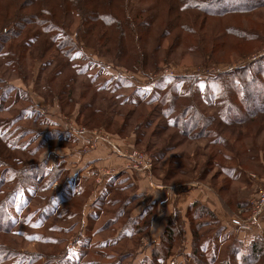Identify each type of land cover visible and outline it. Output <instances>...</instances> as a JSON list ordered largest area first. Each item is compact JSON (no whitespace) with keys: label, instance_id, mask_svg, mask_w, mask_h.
Instances as JSON below:
<instances>
[{"label":"rangeland","instance_id":"obj_1","mask_svg":"<svg viewBox=\"0 0 264 264\" xmlns=\"http://www.w3.org/2000/svg\"><path fill=\"white\" fill-rule=\"evenodd\" d=\"M23 1L20 0V3H23ZM255 1L128 0V5H123L120 12L127 17H131L134 22V19H137L133 27L137 35L133 38L132 43L135 47L141 45V49H137V53L146 52L149 55L153 54L154 57L149 60L150 65L155 59L160 61L159 66L153 69V71L151 68L143 66V61L138 55L134 58L138 59L141 64L129 65L127 62L128 58L119 61L113 57L117 55L114 50V45L102 44L97 41L94 45L89 46L86 44L89 37L85 38L86 40H83L84 42H79V38L76 37L77 29L81 21L76 11H69L68 17L66 16L67 20L64 19V22L71 24L69 29L73 33L77 46V50L73 53V56L77 57V59L72 63V67H75L76 71L84 70L89 72L84 76H79L77 86H81V88L77 87L74 89V102L68 104L60 89L63 84L64 86L71 85L70 93L74 85L67 81L66 76L55 80L50 87H47L45 84L43 85V80L40 85L38 84L40 76L46 79L48 73L56 66V61H52L51 59H48V61H40L38 55L30 61L27 56L23 60L24 63L20 62L21 70L19 71L15 68L9 75H5L7 69L0 63V73L1 75L4 74L6 81H8L5 85L0 83V99L4 93V91L1 92V89H6L10 86L18 89L16 92H12L11 100L5 101L4 111L0 113V128L4 129V135L1 138L6 152V156L4 157L6 164L0 167V183L2 182V189L5 194L9 195L11 192H16L17 194L16 200H11L13 229L9 234L1 233L0 244H4L8 250L11 248L14 249L15 253L20 254L17 260L11 258L6 261L7 264H142L146 259L145 257H151L153 247L157 243V241H151V236H154L151 232V227L148 230L149 238L148 236L142 235L141 238L136 237L133 240L120 239L117 241H114L113 235L117 233L118 229L108 239L109 234L95 236V229H91L98 228V226H95L94 222L89 221V227H86L84 213L86 215L90 210V205L95 202L92 199V193L95 189L93 185L95 182H93L91 177L86 178V182L84 183H80L79 181L74 183L78 190L80 189L85 192V196L75 198L72 202H68V198L63 199L69 193V184L65 183L68 174H70L69 170H64L65 172L56 184L57 188L55 190L47 191L50 185H52L51 183L60 176L61 168L66 167V163L57 162L54 159L56 153L60 151L67 154L77 153L78 155L73 158L79 161V164L84 165L90 159L88 158L90 153H84L85 150L102 144L100 140H103L101 141L103 143H108V139L120 141L117 143L120 147L117 146L119 149L116 152L119 156L123 157L122 155L127 154L122 150L131 149L130 144L132 142L130 143L129 141L134 139L132 144L134 152L141 153L151 163L150 170H148L151 174L149 178L159 184L158 186H176L179 190H184V187L189 182L191 184L195 182L197 185L201 184L209 188L216 197L217 195L211 185L215 188L226 186L229 190L227 194H224L226 198L229 197L232 202H237L238 200L244 201L249 206L250 201L255 197L257 192L264 188V176L259 177L251 173L243 174L239 168L237 152L240 153L242 151L243 145L247 143L251 144L250 139H243L241 142H238L236 138H230L232 134H225L232 141V145H230V148L234 151L232 153L228 150L224 132L216 130L218 131L216 133L212 127L205 130L204 134L209 133L211 135L207 139L199 138L183 143L184 139L179 130H167L165 132L162 130L164 126H168L167 120L170 119L172 121L174 118L176 119V116L181 112L180 108H176V116H169V118L167 116L164 119L161 116L162 108L159 103H153L151 106H146L145 103L154 99H151V97L157 96L155 89L157 82L159 84L160 80L169 77L177 78V83L184 81L186 84H184V89L187 91L193 78H198L199 82L197 83V87L198 89H202L206 86L207 82L218 76H223L222 83L225 80L228 82L231 81L234 78L233 72L240 71L244 67L251 66L250 71L247 70L248 73L256 75L255 73L258 67L254 66L253 63L263 61L262 63L264 64V4L262 5L260 3L258 6L256 4L252 5ZM259 1L262 2L264 0ZM241 3L246 6L252 5L253 8L246 9L242 13L227 11L220 13L214 11L219 7L225 9L232 7L234 4L240 5ZM185 4H188V6H196L198 4L199 7H208V12H213L217 15H204L205 13L202 10L199 11L198 9L190 7L184 8ZM204 9L207 10V8ZM181 10H189L187 13L197 16V21L199 22L198 24L194 19L189 21V24H187L188 29L182 33L183 37L181 41L174 42L177 39L174 41L170 39V36L165 33V27L155 28V31L149 37H141L138 25L140 22L149 18L150 15H156L159 19L156 27L162 24L164 17H168V14H172L170 20L176 25L179 23L175 22L174 19L179 14H182ZM37 19L34 18L32 21ZM166 20L163 22L164 26ZM203 22H206L204 24L206 27L209 26L207 30H205V26H203L205 28H201ZM179 25L183 26V24ZM230 26L239 27L242 30L250 31L259 36L253 37L251 41L246 42H244V39L241 41L236 40L235 37L230 35ZM191 29L199 31L200 34H203V31L205 34L206 31H209L210 36L224 32H228V34H225L222 39H215L216 51H214L213 58L204 60L203 56L199 58L198 53L189 50V48H198L201 44L197 36L193 35L194 32L193 34L190 33L192 31ZM179 32L176 29L173 36H178ZM39 35L40 31L35 25L29 28L27 32H24V35H21L19 39L9 40L6 35V37L4 36V40L1 38L0 51L3 49V53H9L11 45L21 46L25 42L29 43L24 41L26 36L28 38L35 37L39 39ZM45 37L47 36H42L39 43H42ZM93 42L91 41V43ZM177 45L181 46L178 47ZM202 46L204 45L201 44ZM157 47L160 49H156ZM172 47H177V49L170 51ZM131 60L132 63H135L134 59ZM47 64L50 65L47 66ZM262 73L264 74L263 71ZM228 74H230V77L227 76ZM95 79L97 80L96 83H94ZM82 84L92 87L100 84H109V89L116 92L113 96L115 99L113 98L111 103H108L107 100L103 103V106L109 111L103 112L101 114L102 117L97 114L95 116L97 123L94 126L84 125L85 113L90 111V109L86 110L85 107L86 104L94 102L93 108L98 111L99 102L90 100L92 94L91 96L89 92L85 94ZM208 84L211 85V83ZM257 85L260 87L255 86L258 88V93L255 96L264 95V75L263 77L257 76ZM179 98V102L185 104H189V100L191 102L195 101L201 107L200 111L206 116L212 115L213 117V115H217L219 117L217 114L218 111L207 107V101L200 94H197V97L192 95L186 97L184 95L183 97L179 96ZM218 99L220 102L224 99V92L217 95V102ZM15 101L17 104L11 110H8ZM115 102L118 105L117 107L114 106ZM257 104V101H253L251 110H255L260 114V109L255 106ZM122 105L124 107L120 108ZM113 109H118L119 111ZM115 113H121L122 116ZM131 113L135 114L133 125L129 121L131 119ZM98 116L106 120V126H102V122ZM147 118L153 124L150 129H147V135L141 140L142 142L135 146L138 133H135L134 125H137V123L145 125ZM180 123H184L183 120H180ZM202 124L204 123L200 121L199 128ZM175 133L177 134V138L170 142L168 137ZM242 133H244V136L250 134L246 130ZM5 134L7 136L12 135V137L8 138ZM154 135L157 136L153 140L162 142V147L170 146L168 148L170 150L169 154L165 152L161 155L164 156L167 154L166 159H163V161H159L161 156H158L161 148L154 147V149L149 150L150 146L147 140L154 137ZM89 137L92 140L89 142L90 144L87 141L85 142V139H89ZM260 138L263 141L264 135H261ZM11 141L16 144L17 150H12L11 147L5 146ZM215 141L218 144L214 147L219 151L220 156L212 158L208 153L213 148L209 146L205 149V143L209 144ZM79 142L82 143L81 147ZM93 142H95L94 145ZM33 151H37L34 156L32 155ZM195 152L197 155L194 154ZM175 153H180L184 159L179 160L182 168H179V170H181L182 175L177 179H173L171 182L162 183L163 176L165 177L170 170L168 164L170 162L169 159L173 158ZM209 158L212 160H209ZM45 161H47V165H45ZM55 164L59 165L58 169L54 168L53 165ZM247 164L253 168V163L250 162ZM91 168L88 167L90 173L92 171ZM123 170L132 169L126 166ZM205 172L208 173L204 177L203 173L205 174ZM261 172L263 173L264 171ZM184 174L186 176H183ZM121 175L124 174H118L116 177L119 178ZM215 175L217 176L212 183L211 180ZM202 178H204L203 181ZM55 191H63V195L61 194L63 198L56 199ZM121 193L129 195L128 191ZM144 193L147 196L149 195V193ZM94 199H96L95 196ZM217 199L220 201L218 197ZM69 200H72V198ZM140 203L141 198L135 199L133 205L126 210V214L140 206ZM168 203L172 204L171 201L163 204L168 205ZM163 204L162 206H164ZM220 204L228 216V222L226 224L221 221L223 223L221 225L224 226L223 232L220 231V226L216 224V219L202 209H200V211H203L202 219L196 220L193 225L196 228L197 224L202 225L199 229L202 235L200 242L203 243L206 238L210 239L211 242L208 250H211L213 246L217 247V244H219L222 248L221 254L224 252L226 255L235 246L241 253H244L255 239L262 241L264 246V221L250 231H242L240 228L231 224V219L238 215L235 205H233V208H236L234 211L229 207L228 211L224 203L220 201ZM118 209L108 207L103 211L101 210L99 213H102V217L98 225L100 224L99 226H102L104 221L112 217L113 213ZM198 209L196 208L195 211ZM54 213L56 215L53 217L52 215ZM71 214H74L75 217L71 216ZM262 220H264V216ZM77 222L80 225L75 229L73 226ZM219 231L221 232L220 238L213 241V236ZM184 244L185 242L183 243V248L181 245H177L179 247H176L175 255L168 259L166 264H194L190 258L194 249L193 242L191 247H188L189 244L186 246ZM186 248H191V251L188 253L184 250ZM126 254L128 256L123 257ZM211 255H216V253L212 252L210 253ZM218 255L221 257L220 254Z\"/></svg>","mask_w":264,"mask_h":264},{"label":"trees","instance_id":"obj_2","mask_svg":"<svg viewBox=\"0 0 264 264\" xmlns=\"http://www.w3.org/2000/svg\"><path fill=\"white\" fill-rule=\"evenodd\" d=\"M128 3V0H24L23 3H20V0H0V42L2 41L1 38L4 40V36L6 37V35L9 40L19 39L21 35H24V32H27V30L29 28H32V26L34 25L37 26L38 30L40 31V38H42V36L44 35L47 36L45 37V39H43L42 43H39L40 38H28V36H26L24 41H27L29 43L25 42L21 46L11 45L9 48L10 52L6 54L3 53L2 49L0 51V63L7 69L5 75H9V73L13 72L15 68L20 71V65L21 63H24L23 60L27 56L30 61H32V59H35L37 55L40 61H48V59H51L52 61H56V66L48 73L46 79L41 78L40 76L38 84L40 85L41 81L43 80V85L45 84L47 85V87H50L55 80L66 76L67 81L69 83L71 82L74 86L72 87L69 93L71 85L64 86L63 84L60 91L62 95L65 96L67 104L74 102L75 94L73 93V91L77 87L81 88V86H77L79 83V81L77 80L79 76H84L85 74H88L89 71H76L75 67H72V63L77 59V57L73 56V53L77 50V46L73 37V33L71 29H69L71 24H67V22H64L66 16L68 17L69 15V11H76V13L79 15V20L81 21V23L79 24V28L77 29L76 37L79 38V42H84L83 40H86L85 38L89 37L88 42H86V44L89 46L94 45V43H96L97 41L98 43L102 44L114 45V50L117 55L113 57H115L119 61H123L125 58H128L127 62L129 63V65L141 64L138 59L134 58L138 55L143 61V66L149 67L153 71V69L159 66L160 61L158 59H155L150 65L149 60L154 57L153 54L149 55L146 52L137 53V49H141V45L135 47V45L132 43L133 38L137 35V32L133 29V27L135 26V22H137V19H134V22L131 17H127L126 15L120 12L122 6L125 4L128 5ZM260 3L263 5L264 1L260 2L259 0H256L252 5L256 4L258 6L260 5ZM252 5L246 6L243 3H241L240 5L234 4L232 7H228L225 9L219 7L214 11L220 13L224 11L242 13L246 9L248 10L250 8H253ZM189 7L198 9L199 11L202 10V12L205 13L204 15L207 16L217 15L216 13L208 12V7H199L198 4L196 6H188V4H185L184 8ZM204 8H207V10H205ZM181 11L182 14H179L174 19V21L179 24H183V26H180L179 24L175 25V23L170 20V16L172 14H168V17H164L162 24L156 27V23L159 19L156 17V15H150L149 18L140 22L138 25L141 37H149L152 35L151 33L155 31V28L165 27V33L170 36V39H172L173 41L177 39L174 42L181 41L183 37L182 33L187 31V24H189V21L191 19L197 21V16L187 13V11L189 10ZM34 18L38 19L32 21V19ZM165 19L167 20L164 26L163 22L165 21ZM204 24H206V22H203L201 28L206 27V25ZM208 28L209 26H207L205 30H207ZM176 29H178L180 32L178 36L175 35L174 37L173 34H175ZM191 30L192 31H190V33L193 34L194 32L193 35L197 36L199 42L204 46L201 47L200 44V47L189 48V50L193 51L194 53H198L199 58L200 56H203L204 60H206L207 58H213L214 51H216L215 39H222L224 38L225 34H228V32H224L216 33V35L210 36L209 31H206V34L204 31L203 34H200L199 31H194L193 29ZM229 31L230 35L232 37H235L236 40L241 41L244 39V42L251 41L253 37L259 36L258 34H254L250 31L242 30L239 27L230 26ZM91 41L94 42L91 43ZM180 46L181 45H179L178 47ZM156 49L160 48L157 47ZM175 49H177V47H172L170 51H175ZM131 59H134L135 63H132ZM262 62L263 61H256L255 63H253L254 66L258 67L255 74L259 77H263L264 75L262 73V71L264 72V64ZM49 65L50 64H47V66ZM250 69L251 66L244 67L240 71L233 72L234 78L229 82L225 80L222 83L223 76H218L215 79L207 82L206 86L202 89H198L197 87V83L199 82L198 78H193L191 80V85H189V87L187 88V91L184 89V86L186 85L184 81L177 83L178 79L175 77L162 79L160 80L159 84L157 82V86L155 88L157 91V96L151 97V99H154L149 102H146L145 105L151 106L153 103H159L162 108L161 116L164 119L167 116L168 118L169 116H176V108H180L181 112L176 116V119L174 118L172 121H170V119L167 120L168 126H164L162 130L164 132L167 130H179L181 132L179 133L184 139L183 143H185V141H193L199 138L207 139L211 135L209 133L204 134L205 130L212 127L214 128L216 133H218V131L216 130H221L224 132V135L227 133L232 134L230 138H236L238 142H241L243 139H250L251 144L247 143L243 145L242 151H240V153L237 152L239 168L243 174L251 173L259 177H263L264 172L262 173L261 171H264V140L262 141L260 137L261 135H264V95L255 96L258 93V88L255 87L258 86L257 76L248 73L247 70L250 71ZM5 75H1L0 73V83L4 85L8 83V81H6V78L4 77ZM227 76L230 77V74H228ZM96 82L97 80L95 79L94 83ZM208 83H211V85ZM83 87L85 94H87V92L90 93V96L92 94L90 100L100 103H98V111L93 108L94 102L86 104L85 107L86 110L90 109V111L88 113H85V121H83L84 125L94 126L97 123V119L95 116L99 114L102 117L101 114L103 112L109 111L103 106V103L106 102V100L108 101V103H111L114 98L113 96L116 94V92L114 90L109 89V84H100L95 87H92L90 85H83ZM17 90L18 89L14 86H10L6 89H1V92L4 91V93L2 94L0 99V113L4 111L5 101L11 100L12 92H16ZM222 92H224V99L221 102L218 99L217 102V95L221 94ZM197 94H200L205 98L204 100L207 101V107L218 111L217 114L219 115V117L217 115H213V117L212 115H204V113L200 111L201 107L197 103H195V101L191 102L189 100V104L179 102V96L183 97L185 95L186 97H188L192 95L197 97ZM253 101H257L258 104L255 106L260 109V114H258V112H256L255 110H251V105ZM16 104V101L13 102L12 107L8 108V110H11V108H13V106H15ZM114 106H118L116 102ZM123 107L124 105H122L120 108ZM113 110L119 111L118 109ZM115 114L122 116L121 113ZM134 115L135 114L131 113V119H129V121L132 122V125L134 124ZM101 117L98 116V118H100V121L102 122V126H106V120ZM140 117L142 116L140 115ZM180 120H183L184 123H180ZM200 121H202L204 124H202L199 128ZM152 124L153 123H150L147 118L145 125H142V123H137V125H134V130H136L135 133H138L137 139L135 141V146L142 142L141 140H143V138L147 135V129H150ZM241 129L243 131H249L250 134L244 136V133H242L243 131ZM3 130V128H0V167L6 164L4 162V160H6L4 158L6 156V152L4 150V143L1 138L4 135ZM155 136L157 135H154V137H151L147 140V143L150 146L149 150L154 149V147L161 148V152L158 155L159 157L162 155V153L165 152L169 154L170 150H168V148L170 146H167L165 148L162 147V142L153 140ZM7 137L11 138L12 135H8ZM176 138V133L168 137L170 142H172ZM226 142L228 150L233 153V149L230 148V145H232V141L228 137H226ZM205 144V149H207L209 146L213 148L208 153L210 154V157L215 158L220 156L219 151L214 147L218 144V142L215 141L210 142L209 144ZM5 146L11 147L12 150H17L16 144L13 141H11L8 145ZM36 152L33 151L32 155L34 156ZM167 154L161 156L159 161H163V159H166ZM194 154L197 155L196 152ZM181 159H183V157L180 153H175L173 155V158L169 159L170 162H168V164L170 166V170L168 174L165 175V177L163 176V181H161L162 183L171 182L173 181V179H177L179 176L182 175L181 170H179V168H181V163L179 162V160ZM209 160L212 159L209 158ZM250 162L254 164L253 168L247 164ZM45 165H47L46 161ZM58 166L59 165H55L54 168L58 169ZM64 170H66L65 167L61 168L60 176L57 177V179L51 183L52 185H50V188L47 191L53 189L55 190L57 188L56 184L60 180L62 174L65 172ZM207 173H203L204 177L207 175ZM183 176H186V174H184ZM216 176L217 175H215L212 180L210 179L212 183ZM203 179L204 178H202V181ZM65 183L69 184V193L67 194L68 196L63 198L61 196V194L63 195V191H55L56 199L68 198L67 201L72 202L75 198L85 196V192L83 190H78V188L75 187L74 183L76 182L74 181V178L70 176V174H68ZM2 186L3 185L1 182L0 235H2L1 233L9 234L13 229V220L11 219V200H16L17 197L16 192H11L9 193V195L5 194V192H3ZM211 186L213 187V190L219 200L224 203V206L227 210L228 207L232 208L233 211L237 208L236 213L239 210H244V213H247L248 203H244V201L240 200H238L237 202H232L230 201L229 197H225L224 194H227L229 192L226 186H221L219 188H215L213 185ZM121 189L122 187L119 188L118 185L113 188H108L104 195L106 199L101 201H95L90 205V210L87 212V214L85 215L84 213V222L85 224H87V228L89 227V221L94 222V225L98 226V228L91 229H95V236L109 234L108 239H110L111 235L114 234L117 229V233L113 235L114 241L120 239L133 240L136 237L141 238L142 235H148V230H150L152 221L157 213L155 209V204L153 205V203H151L147 207V209L145 208V211L139 216L131 217L130 212H127L128 214H126V210H128V208L133 205L135 197L122 194ZM71 198L72 200H69ZM233 205H235L236 208H233ZM108 207L119 209L116 211L117 213H113L112 217H109L107 221H104L102 226H99L100 224L98 225V222L102 217V213L99 212H101V210H105ZM196 208L199 209L195 211ZM200 209L208 212L209 215L213 216L216 219L215 222L217 225L220 226L221 232H223L224 228V226L221 225L222 223L217 218V216L210 209L203 207L199 202H194L189 207L188 212L186 213V217L190 222L193 237L194 249L190 258L194 262V264H264V246L262 241H259L258 239L253 240L244 253H241V251H239L235 246L231 248L226 255L224 252L221 254L222 248L219 246V244H217V247L213 246L211 250H208V246L211 240L206 238L203 243L200 242L202 239V235L199 232V229L202 227V225L197 224V228L195 226L193 227L194 222L196 220H200V218L202 219L201 216L203 215V211H200ZM55 215L56 214L54 213L52 216L54 217ZM71 216L75 217L74 214H71ZM263 216L261 217V219L263 218ZM79 225L80 224L78 222L74 223L73 228L76 229L79 227ZM220 231L213 236V241H216L220 238ZM182 233V215L179 211H174L169 217V220L164 229V232L160 237L159 242L156 243L153 247L151 257H145L146 259L142 262V264H166L168 259L175 255V249L179 247L177 245L182 246ZM126 235L128 236L126 237ZM222 243L224 244V242ZM212 252L216 253V255L210 256V253ZM218 254H220L221 257ZM18 256H20V254L15 253L14 249L10 248V250H8V248L4 246V244H0V264H7L6 261L11 258H15V260H17ZM127 256V254L123 255V257Z\"/></svg>","mask_w":264,"mask_h":264},{"label":"crops","instance_id":"obj_3","mask_svg":"<svg viewBox=\"0 0 264 264\" xmlns=\"http://www.w3.org/2000/svg\"><path fill=\"white\" fill-rule=\"evenodd\" d=\"M84 139V138H83ZM89 140V141H88ZM108 143H103L100 140V145L96 147H91V149L87 148L84 153H90L88 162L84 165L79 164V161H76L75 158L77 153H62L61 151L59 153H56V156L54 159L57 162H64L66 163V170L70 171V175L72 178H74V181L77 183L78 181L80 183L86 182V178L91 177L93 179L94 183V191L92 193V199L94 201L98 200H104L106 197H104L106 191L108 188L116 187L117 185L119 188L122 187V192H129V196L137 198H141V209L140 206H138V210L132 209L130 212L131 217H136L141 214V212L145 208L149 206L148 204L153 203L155 204V209L157 211L152 224H151V232L154 236H151V241H158L160 240V237L162 233L164 232V229L167 225V222L169 220V217L173 213V211H179L182 215V219L184 221V228H183V243L185 242L184 246L189 244L188 247H191L193 242L190 222L188 218L186 217V213L188 212L189 207L194 202H199L204 207L210 209L217 218L222 221L224 224L228 222V216L226 215V212L222 205L220 204V201H218L215 194L206 186H203L201 184H195L193 182H189L186 187H184V190H179L176 186H158L154 180H150V172L148 170H142V171H132V170H123L126 166L130 164V161L128 158H124L119 156V154L116 152L118 151L119 146L117 143L120 141H115L108 139ZM89 143L91 138L85 139V142ZM116 142V143H113ZM130 143L134 142V139H131L129 141ZM80 143V147L82 146V143ZM90 144V143H89ZM127 150H122L125 154H130L134 152V147ZM87 147V146H85ZM120 147V146H119ZM79 151V149H78ZM75 154V155H74ZM47 163V161H46ZM93 163H95L93 165ZM56 165V164H55ZM53 165V166H55ZM58 165V164H57ZM52 166V167H53ZM88 167L91 168L88 170ZM78 168V169H75ZM123 173L124 175H121L119 178L116 176L118 174ZM95 174V175H94ZM124 178V179H122ZM85 180V181H83ZM83 181V182H82ZM96 186V187H95ZM144 192L149 193L147 196ZM91 194V193H90ZM94 196L96 199H94ZM106 201V200H105ZM172 202V204L164 205L163 203L166 202ZM174 201H176L174 203ZM162 204L164 206H162ZM177 208V209H176ZM143 211V212H144ZM262 220L259 222V224L262 223ZM222 223V224H223ZM148 236V235H147ZM150 236H148L149 238ZM183 248V244H182ZM188 253L191 251V248L184 249Z\"/></svg>","mask_w":264,"mask_h":264},{"label":"built area","instance_id":"obj_4","mask_svg":"<svg viewBox=\"0 0 264 264\" xmlns=\"http://www.w3.org/2000/svg\"><path fill=\"white\" fill-rule=\"evenodd\" d=\"M95 142H93L94 145ZM130 159L128 168L134 171L150 170L151 163L139 152L130 155H122ZM264 214V188L260 189L257 195L250 201L247 213L239 210L238 215L231 219V224L242 231H250L256 227Z\"/></svg>","mask_w":264,"mask_h":264}]
</instances>
